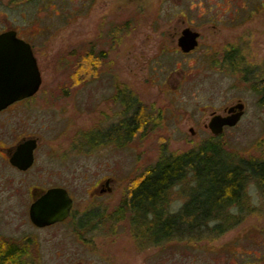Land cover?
I'll use <instances>...</instances> for the list:
<instances>
[{
  "label": "rangeland",
  "instance_id": "374dc122",
  "mask_svg": "<svg viewBox=\"0 0 264 264\" xmlns=\"http://www.w3.org/2000/svg\"><path fill=\"white\" fill-rule=\"evenodd\" d=\"M134 7L128 3L121 13L126 30L115 44L102 26V15L108 11H92L87 0H0V31L20 29L28 37L45 29L41 37L47 39L44 54L39 55L42 92L33 107L23 110L28 114L24 119L27 127L43 125L45 144L35 168L26 174L15 173L13 186L0 189V238L24 240L29 247L27 264H264V193L252 181L244 196V212L235 211L240 224L215 239L153 245L138 239L131 215L123 210L131 189L151 167L206 142L219 143L236 162H264V13L250 25L224 28L220 37L204 42L194 57L164 53L145 62L140 55L145 45L138 27L150 25L156 16L153 8L148 18L138 15L135 25ZM115 10L112 5L110 24L119 23ZM236 36L253 46L245 61H224L221 56L215 59L202 53L206 44L222 51ZM91 45L96 55L108 53L98 63L95 57L94 67ZM112 74L138 95L147 121L136 137L126 142L88 137L107 124ZM239 101L245 104L240 123L214 136L205 127L212 113L224 114ZM5 117L0 116L2 132H6L2 129ZM107 178L113 179L114 192L92 199L100 190L94 189L96 184ZM33 186L68 189L74 198L72 218L44 229L34 227L28 214ZM193 188L189 176L171 189L168 212H178ZM89 211L103 214V223L80 238L75 232L79 230L77 219Z\"/></svg>",
  "mask_w": 264,
  "mask_h": 264
},
{
  "label": "flooded vegetation",
  "instance_id": "af4514ba",
  "mask_svg": "<svg viewBox=\"0 0 264 264\" xmlns=\"http://www.w3.org/2000/svg\"><path fill=\"white\" fill-rule=\"evenodd\" d=\"M128 3L135 5V25H138V15L140 18H148L150 10L152 11L154 8V16L156 17H153V19L151 18V21H149L150 25H144L145 27L141 25L142 27H138L141 34V40L145 45V47L140 50V55L144 58L145 62L150 61L155 57H158L160 54L164 53H174L177 57L183 59L194 57L201 49L204 42L208 43V39L212 37H214V39H216V37H220L223 33L224 28H231L232 30H235L239 27V25H250V22L252 19H254V17L260 15L261 13H264V0H87L89 9H91L92 11H101L102 13L104 11H108V13L102 15V26L104 25L103 27H106V36L112 35V41L115 44L117 41L119 42L122 35L125 34L126 22L124 20V14L122 15L121 13L126 10ZM112 5H114L116 8L115 12H118L120 15V17L118 18V24H110L111 15L109 12ZM161 12L162 20L160 23H158L157 16L158 13L160 14ZM112 25L117 26H114V28L111 29ZM208 30H210L211 32L207 36ZM8 31H15L17 37L31 47L33 55L37 61L38 69L40 71L42 84L38 92L32 97L16 101L15 103L0 111V116L6 115L4 122L2 123V129H5L6 132H2V130L0 131V189H7L13 186V176L15 173L22 175L33 170L38 163V152L45 144V138L42 135V131L44 130L43 125L40 124L35 128H31L29 126L27 127L24 124V119L28 117V114H26L23 110H28L30 107H33V105L35 104L33 101L42 92L44 81L43 69L41 66L39 55L41 53L44 54L45 51L47 39L45 37L42 38L41 36H44L46 32L45 29H39L38 32L31 33V35H29L28 37H24L20 33V29L8 28L0 31V34ZM186 31H190L191 34L197 35V44L195 48L188 52L184 51L182 46L180 45V40L185 35ZM159 45L163 46V48H160V50ZM206 45L207 47L202 52L205 56L213 55L215 59L221 56L222 60L224 61L232 60L237 63L245 61L249 56H251L250 49H253V46L250 44V42L246 41V39L243 42L242 37L239 36H236L234 42L228 45L230 47L222 51L217 50V48L212 44ZM91 47L92 49H90L89 55L93 60L92 66L94 67L96 66L95 59H98H96L97 63L105 60V57L108 55V53L102 52V54L100 53L99 55H96L95 46L91 45ZM156 47L158 48L155 49ZM212 52L215 53L213 54ZM94 73V70H92V78H94L95 76ZM111 77L112 80L108 82L111 83V85L108 88L109 95L107 97V103L110 106V108H108V111L110 109L111 111L105 114L107 124L104 125L105 127L103 130H100V133H90L88 137L91 140H98L103 142H125L127 139L126 126L128 117H135L138 125L132 138L136 137L138 132L147 125V121H145L146 119L144 118L142 107L138 105V95H133L127 89L125 82L121 81L119 75L118 81L116 80L115 74H112ZM228 109H226L225 113L222 115H228ZM131 112L133 113L130 114ZM213 114L219 113L214 112L212 113V115ZM139 116H141L143 119L142 123L140 122L141 119L139 118ZM13 119H16L18 121L15 120L13 122ZM205 127H208V125H205ZM191 132L192 134H194L193 129H191ZM31 141L34 142L33 164L28 169L23 170L19 166L15 165L12 161L16 154L19 152V149ZM112 184V178L104 179V181L101 182L99 181V183H97L94 188L97 189L98 187H100L99 193H93L92 199L101 197L107 193H113L114 188ZM50 188L41 186L31 187V204L35 201V198L33 197L34 191L47 190ZM70 196L72 197L71 194ZM72 199L74 202L73 197ZM73 209L74 204L70 216L62 223H66L72 218ZM95 231L96 230L93 229H90L88 231L75 230L76 235L80 238L82 233L91 234ZM0 239H2L0 240V251L5 252L19 250L20 252H22V255L18 263L27 264L25 262V256L29 247L24 240L16 242L15 240L6 238ZM21 260H23L22 263Z\"/></svg>",
  "mask_w": 264,
  "mask_h": 264
},
{
  "label": "trees",
  "instance_id": "16d2710c",
  "mask_svg": "<svg viewBox=\"0 0 264 264\" xmlns=\"http://www.w3.org/2000/svg\"><path fill=\"white\" fill-rule=\"evenodd\" d=\"M136 121L128 117L126 141L135 133ZM189 176L194 188L188 202L178 212H168V192ZM249 181L264 193V162H236L219 143L206 142L189 152L165 157L151 167L131 189L123 210L131 215L138 239H147L153 245L215 239L240 224L235 211L245 210ZM102 217L96 211L84 213L77 219L79 230L100 228ZM21 255L19 250L0 251V264H19Z\"/></svg>",
  "mask_w": 264,
  "mask_h": 264
},
{
  "label": "water",
  "instance_id": "95a60500",
  "mask_svg": "<svg viewBox=\"0 0 264 264\" xmlns=\"http://www.w3.org/2000/svg\"><path fill=\"white\" fill-rule=\"evenodd\" d=\"M197 35L186 31L180 40L183 50L195 48ZM42 84L37 61L31 47L17 37L15 31L0 34V111L16 101L35 95ZM245 115V104L239 101L228 109V115L213 114L208 127L216 137L224 129L236 127ZM34 142H28L19 149L13 163L26 170L33 164ZM109 183V182H108ZM35 201L31 204V223L40 229L51 227L68 219L73 208V199L68 190L54 187L33 192Z\"/></svg>",
  "mask_w": 264,
  "mask_h": 264
}]
</instances>
